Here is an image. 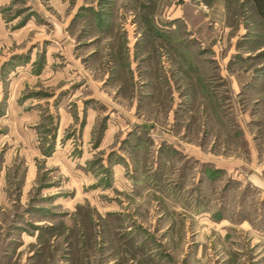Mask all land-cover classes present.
Returning a JSON list of instances; mask_svg holds the SVG:
<instances>
[{
  "label": "rangeland",
  "instance_id": "1",
  "mask_svg": "<svg viewBox=\"0 0 264 264\" xmlns=\"http://www.w3.org/2000/svg\"><path fill=\"white\" fill-rule=\"evenodd\" d=\"M261 4L0 0V264H264Z\"/></svg>",
  "mask_w": 264,
  "mask_h": 264
},
{
  "label": "trees",
  "instance_id": "2",
  "mask_svg": "<svg viewBox=\"0 0 264 264\" xmlns=\"http://www.w3.org/2000/svg\"><path fill=\"white\" fill-rule=\"evenodd\" d=\"M259 2V5L261 4L260 0H257ZM259 13H260V16L262 17L263 21H264V8L262 7V4L261 6H259Z\"/></svg>",
  "mask_w": 264,
  "mask_h": 264
}]
</instances>
